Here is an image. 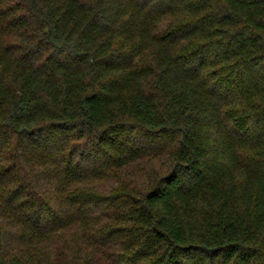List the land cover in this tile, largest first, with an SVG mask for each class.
Instances as JSON below:
<instances>
[{
    "label": "trees",
    "instance_id": "16d2710c",
    "mask_svg": "<svg viewBox=\"0 0 264 264\" xmlns=\"http://www.w3.org/2000/svg\"><path fill=\"white\" fill-rule=\"evenodd\" d=\"M0 264H264V0H0Z\"/></svg>",
    "mask_w": 264,
    "mask_h": 264
}]
</instances>
